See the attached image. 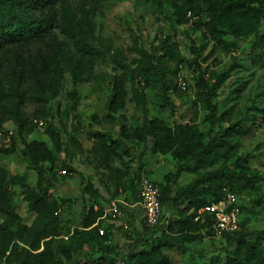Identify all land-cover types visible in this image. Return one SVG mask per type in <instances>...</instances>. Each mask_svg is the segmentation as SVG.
<instances>
[{
	"label": "trees",
	"instance_id": "1",
	"mask_svg": "<svg viewBox=\"0 0 264 264\" xmlns=\"http://www.w3.org/2000/svg\"><path fill=\"white\" fill-rule=\"evenodd\" d=\"M105 1L108 0H0V137L4 124L11 123L23 145L24 156L38 176L35 186L18 175L11 179L27 202L28 212L35 215L31 224H26L11 205L4 187L6 174L0 167V213L4 217L0 222L2 264H64L73 254L81 252L86 244L104 246L107 241V237L100 234L103 209L89 206L70 243L63 245L59 253L54 251V242L61 236V212L69 215L71 200L55 199L50 188L55 177L56 153L63 150V138L71 141L73 136L65 129L56 131L49 125L46 134L52 148L44 142H27L24 139L25 134H31L41 121L46 120L48 106L60 95L66 73L72 82L67 95L69 108L75 111V86L82 82L84 73L101 55L95 47L92 19ZM152 1L160 4L161 0ZM171 7L177 23L200 21L206 34L218 44H225L226 36L236 42L250 36H254L259 45L264 42V34L258 33L264 21V0H203V4L199 0H171ZM57 27L74 41L61 40ZM138 70L146 82L157 67L151 63L142 64L138 65ZM127 71L124 69L113 75L111 95L103 117L107 121L121 120L118 137L114 139L104 132L95 131L91 134L93 149L102 153L101 161L108 168L122 139L143 145L151 141L154 154H171L176 170L167 175L160 191L162 215L158 223L149 225L145 217L141 219L142 232L137 243L123 256L121 264H128L129 258L134 259L135 264H172L160 245H152L148 250L131 255L138 251L141 242L152 241L156 228L164 219L163 207L169 202L176 205L175 218L161 236L174 243L179 257L187 255L196 260L203 255L195 249H192L193 254L184 244H193L203 235L215 236L211 217L203 215L195 221L197 212L227 193L235 195L255 191L257 184L264 182L251 165V153L234 157L238 123L216 130L217 108L212 95L228 74L213 77L212 81L203 76L198 78L200 95L206 106V120L210 124L206 135L196 124L174 122L168 126L160 119L151 118L147 109H143L141 124L129 133L125 118L119 115L126 105ZM165 100L171 105L168 97ZM91 119L95 125L102 121L96 114ZM10 140V147L1 149L2 153H14L15 140L13 137ZM199 172L202 173L172 193V183L182 173ZM139 183L137 188L131 183L133 204L140 203ZM86 188L91 190L88 185ZM182 204L185 205L180 207ZM219 239L224 243L220 248L224 262L209 259L202 264H264V231L247 230L240 223L238 230L223 234ZM76 264L94 262L86 259Z\"/></svg>",
	"mask_w": 264,
	"mask_h": 264
},
{
	"label": "rangeland",
	"instance_id": "2",
	"mask_svg": "<svg viewBox=\"0 0 264 264\" xmlns=\"http://www.w3.org/2000/svg\"><path fill=\"white\" fill-rule=\"evenodd\" d=\"M199 2L203 4V0ZM92 24L95 47L101 55L84 73L82 82L75 86V111L69 108L67 95L72 82L66 73L60 95L48 106L46 120L41 121L31 134H25L24 139L44 142L52 148L46 134L49 125L56 131L65 129L73 136L71 141L63 138V150L56 153L55 177L51 180L53 197L71 200L69 215L61 212V236L54 242L55 252L59 253L63 245L70 243L89 206L101 207L104 211L99 225L100 234L107 237L104 246L88 243L64 264H76L86 259L94 264H121L123 256L137 243L142 232L141 219L145 215L141 205L132 203L131 183L137 188L139 181L146 178L162 191L167 175L175 172L176 163L169 153L154 154L151 141L143 145L122 139L110 166H104L102 153L93 149L91 134L101 131L114 139L118 137L121 120L103 118L113 75L128 69L126 105L119 115L125 118L129 133L141 124L143 109H147L151 118L160 119L168 126L174 122L196 124L206 135L210 124L206 120L198 78L203 76L212 81L213 77L227 73L223 84L212 95L217 108L216 130L238 123L234 157L251 153V165L264 179V42L259 45L254 36L239 42L226 36L225 44H218L206 34L200 21L177 23L172 16L171 0H161L160 4L152 0H108L95 14ZM56 32L61 40L74 41L60 27ZM258 33L264 34V21ZM150 63L157 71L145 82L139 75L138 65ZM165 97L171 105L166 103ZM93 114L102 119L100 124L93 123ZM2 134L0 167L6 174L4 187L11 205L26 224H31L35 215L28 212L27 202L11 179L18 175L35 186L38 176L23 154L15 127L6 122ZM10 137L15 140V151L8 155L1 149L10 147ZM201 173H182L172 183V193ZM87 185L91 190L86 188ZM235 204L239 208L242 228L264 231L263 181L257 184L255 191L235 194ZM163 213L164 219L156 228L152 241L141 242L138 251L131 255L160 245L172 264H202L209 259L224 262V254L220 252L224 243L212 235H203L193 244H184L193 254L192 249L199 251L203 255L201 258L179 257L174 243L161 236L175 218L176 205L169 202L163 207ZM3 218L0 213V222ZM128 260V264H135L134 259Z\"/></svg>",
	"mask_w": 264,
	"mask_h": 264
},
{
	"label": "built area",
	"instance_id": "3",
	"mask_svg": "<svg viewBox=\"0 0 264 264\" xmlns=\"http://www.w3.org/2000/svg\"><path fill=\"white\" fill-rule=\"evenodd\" d=\"M182 88L184 86L182 85ZM140 203L144 210V217L149 225L158 223L162 215L160 204V191L150 180L142 178L139 183ZM203 215H209L213 221L216 237L232 233L239 228V208L235 204V195L227 193L217 202H212L197 212L194 220L197 221Z\"/></svg>",
	"mask_w": 264,
	"mask_h": 264
}]
</instances>
